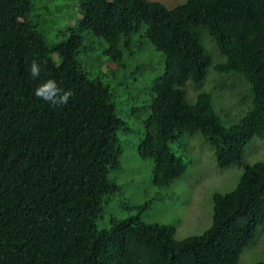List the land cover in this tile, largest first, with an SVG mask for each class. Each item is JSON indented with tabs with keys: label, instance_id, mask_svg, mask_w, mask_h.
I'll return each instance as SVG.
<instances>
[{
	"label": "trees",
	"instance_id": "1",
	"mask_svg": "<svg viewBox=\"0 0 264 264\" xmlns=\"http://www.w3.org/2000/svg\"><path fill=\"white\" fill-rule=\"evenodd\" d=\"M48 1L0 0V264H236L264 231V159L245 164L231 190L211 193L199 234L176 239L173 223L137 214L110 215L101 228L95 220L119 190L109 174L119 166L118 134L130 128L114 98L142 27L163 54L136 146L151 161L152 185L185 171L175 150L185 137L199 133L219 169L264 139V0H61L73 11L53 33L59 8ZM33 61L42 68L35 79ZM208 69L246 83L250 105L237 121L223 123L209 92L187 99L186 82L199 85ZM49 79L74 93L66 105L35 96ZM249 264H264V248Z\"/></svg>",
	"mask_w": 264,
	"mask_h": 264
},
{
	"label": "rangeland",
	"instance_id": "2",
	"mask_svg": "<svg viewBox=\"0 0 264 264\" xmlns=\"http://www.w3.org/2000/svg\"><path fill=\"white\" fill-rule=\"evenodd\" d=\"M150 1H158L166 7H172L184 0ZM56 6L59 8L55 16L56 22L52 26L48 24L47 27L51 33L57 27H62L73 11L71 7H64L61 0L56 1ZM76 16L79 17V14ZM142 31L143 27L134 34L137 37V45L132 55H125L121 60L125 78L123 86L116 89L114 98L116 115L127 122L130 128L127 133L118 134L121 151L119 166L109 174L118 184L119 190L108 199L95 223L99 228L106 227L110 215L123 218L137 214L142 221L173 223L174 237L180 239L199 234L208 227L211 193L231 190L245 164L264 159V139L253 137L246 144L240 160L219 169L214 163L210 146L199 133L185 137L187 147H175L176 154L186 161L185 171L169 186L158 188L152 185L151 161L140 158L136 146L141 136V121L147 113L144 106L149 100V86L152 80L163 72V54L153 49L145 38L140 37ZM90 39L97 49L103 47L101 39L92 36ZM202 41L207 50L217 55L216 49L209 45L208 37L203 36ZM117 79L116 75L111 78V84ZM185 85L189 101L193 100L197 91L209 92L212 95V103L225 125L237 121L250 105L247 85L235 74L224 76L208 69L202 83L194 86L186 82ZM136 107L138 109H133ZM263 248L264 231L260 233L254 246L240 254L236 264H249L260 260Z\"/></svg>",
	"mask_w": 264,
	"mask_h": 264
},
{
	"label": "clouds",
	"instance_id": "3",
	"mask_svg": "<svg viewBox=\"0 0 264 264\" xmlns=\"http://www.w3.org/2000/svg\"><path fill=\"white\" fill-rule=\"evenodd\" d=\"M42 71L41 65L36 61L31 63L30 73L33 79L38 78ZM35 96L49 102L52 106L66 105L69 98L74 94L70 90L63 91L54 80H47L35 90Z\"/></svg>",
	"mask_w": 264,
	"mask_h": 264
}]
</instances>
